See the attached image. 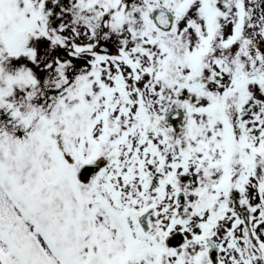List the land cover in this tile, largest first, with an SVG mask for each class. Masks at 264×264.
Masks as SVG:
<instances>
[{"label":"snow or ice","instance_id":"obj_1","mask_svg":"<svg viewBox=\"0 0 264 264\" xmlns=\"http://www.w3.org/2000/svg\"><path fill=\"white\" fill-rule=\"evenodd\" d=\"M0 264H264V0H0Z\"/></svg>","mask_w":264,"mask_h":264}]
</instances>
